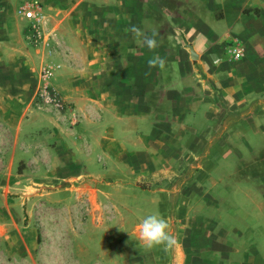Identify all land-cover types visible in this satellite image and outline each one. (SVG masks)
I'll list each match as a JSON object with an SVG mask.
<instances>
[{"label": "crops", "instance_id": "0c3cea01", "mask_svg": "<svg viewBox=\"0 0 264 264\" xmlns=\"http://www.w3.org/2000/svg\"><path fill=\"white\" fill-rule=\"evenodd\" d=\"M32 1L46 29L60 23L58 49L82 59L45 54L75 113L34 103L44 56L12 15ZM19 2L0 0V264H264V1L159 0L146 19L140 0ZM154 55L164 69L148 67ZM229 178L243 188L227 224L212 191ZM151 213L172 249L141 244Z\"/></svg>", "mask_w": 264, "mask_h": 264}, {"label": "rangeland", "instance_id": "374dc122", "mask_svg": "<svg viewBox=\"0 0 264 264\" xmlns=\"http://www.w3.org/2000/svg\"><path fill=\"white\" fill-rule=\"evenodd\" d=\"M19 1L22 2V0H19ZM154 1L157 2L159 0H140V5H141L140 8H142L141 12H142V15L145 19L148 16L152 18L153 15H155V14L161 15V13L159 12L161 6L156 5ZM16 5H17V3H16ZM22 6H19L16 9H13L12 15L22 17V15L20 14V9ZM59 24L60 23L57 22L54 26H50L51 28L53 27V29H51V28L46 29L45 21L43 18H41L40 14L37 15V21L28 20V22L24 23V25H26V26H24V30L27 31L29 34L27 39L26 38L23 39V40H25V43L23 44L24 47L29 49V50L31 49V53L33 54L32 56L34 58H35V56L42 57V55H43L44 58H43L42 69L47 68L51 72V75L45 80H42V74H40V76H39L40 81H39V86L37 87V94L34 97V103H36L39 106V108H41L43 113H75L74 109L76 108L74 106L73 102H66V101L59 100V97H58L57 92H56V90H57L56 84L57 83L56 84H54V83H55L57 78L63 77L64 73L62 72L61 68L59 67V64H58L59 62H58L57 58H56V60L52 61V59L50 57L45 55L46 52L49 53L52 51L53 52L56 51L54 55L57 56V53L59 52L58 54H59L60 58L59 57L58 58L63 60V62L66 65L68 62L70 64L75 65L76 63L82 61V59H80V55H76L71 50H68V48L63 46L62 44L60 46V42H59V46L61 48L58 49V46L56 45V41H62V40L56 39L54 37V34L57 31ZM52 42H53L54 46H51ZM14 43L16 45H21L23 43L22 38L16 37V40ZM48 43H50V46L47 48ZM40 44L45 48L44 54H43V51H41ZM7 56H9V55H7ZM42 69H41V71H42ZM246 135H248V137H249V134H246ZM250 137L253 138L255 143L258 144V142H260L259 136H254V135L250 134ZM242 152H243V150H242ZM230 158L232 160H235V158L233 156H230L229 159ZM247 159L249 160L248 157H247ZM219 162H221V161H219ZM252 168H254V166ZM191 170L192 169H190V167H189V169L187 170L188 173L191 172ZM223 171H225V170L223 169L219 172H215V173H213V175H215V177H217L218 174H222V175L224 174L223 176L227 177L226 174H229V172L224 173ZM241 171H243V170H241ZM241 174L243 175L244 172H242ZM235 188L242 189L243 183H234L229 178V180H227V182H220L217 185V187L214 189V191H212L213 195H218V193L222 192V191L225 192L224 196H222L221 199H219V197H215L214 202H215V207L222 209V212L224 210L225 217H226L225 220H227L225 223H227V224L229 222V219L230 220L232 219V214H234V212H235L234 210L237 208V205L234 203L233 198L231 197V193ZM209 195H210V193H209ZM235 197L238 198L237 195ZM228 211H229V213H228Z\"/></svg>", "mask_w": 264, "mask_h": 264}, {"label": "clouds", "instance_id": "9594fccd", "mask_svg": "<svg viewBox=\"0 0 264 264\" xmlns=\"http://www.w3.org/2000/svg\"><path fill=\"white\" fill-rule=\"evenodd\" d=\"M127 31L137 39L142 38V43L150 51H154L159 46L155 39V33L149 36L136 25H131ZM147 65L149 68L164 69L166 61L163 57L154 55L148 59ZM137 231L141 244L147 249L161 248L168 251L178 243L169 221L159 213L144 216L137 225Z\"/></svg>", "mask_w": 264, "mask_h": 264}, {"label": "built area", "instance_id": "2783aa9c", "mask_svg": "<svg viewBox=\"0 0 264 264\" xmlns=\"http://www.w3.org/2000/svg\"><path fill=\"white\" fill-rule=\"evenodd\" d=\"M258 1H264V0H258ZM40 7L41 5L39 2L32 1L21 7L20 14L26 20L37 21V15L40 13ZM228 53L234 59H240L242 57L241 50L232 44L229 46ZM41 74H42V80H45L51 75V72L49 69L45 68V69H42Z\"/></svg>", "mask_w": 264, "mask_h": 264}]
</instances>
